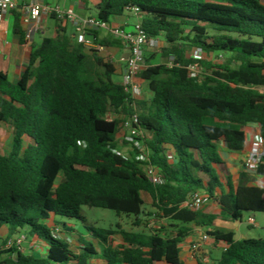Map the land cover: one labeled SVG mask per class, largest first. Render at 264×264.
I'll list each match as a JSON object with an SVG mask.
<instances>
[{"label": "trees", "instance_id": "1", "mask_svg": "<svg viewBox=\"0 0 264 264\" xmlns=\"http://www.w3.org/2000/svg\"><path fill=\"white\" fill-rule=\"evenodd\" d=\"M79 1L87 11L93 1L89 16L107 24L137 7L147 37L163 41L165 62L145 59L139 76L150 95L134 98L113 79L116 61L77 42L57 19L55 36L26 46L29 58L17 82L0 71V121L12 127L11 149L0 153V229L7 228V237L24 233L43 249L0 252V264H187L180 244L191 226L211 227L215 220L184 205L193 193L232 218L264 213V187L248 185L242 173L235 190L218 193L215 167L222 161L219 142L232 150L245 147L247 123L259 125L264 146V0ZM18 7L13 32L24 39ZM97 34L86 31L94 44L109 45ZM202 53L225 61L214 63ZM133 114L139 147L132 143L128 156L115 153L117 132ZM139 153L147 160L136 159ZM146 165L161 182L149 179ZM256 173L264 176V154ZM143 192L153 213H144ZM82 206L133 216L135 225L145 214L158 216L168 219V227L110 231L84 223V234L57 219L83 221ZM74 233L78 247L66 239ZM113 233L121 244L113 245ZM206 233L227 245L209 264H264V236L234 240L232 233ZM196 264L207 263L197 257Z\"/></svg>", "mask_w": 264, "mask_h": 264}, {"label": "crops", "instance_id": "2", "mask_svg": "<svg viewBox=\"0 0 264 264\" xmlns=\"http://www.w3.org/2000/svg\"><path fill=\"white\" fill-rule=\"evenodd\" d=\"M31 0H20L19 11L20 24L22 29L26 33V29L33 25V32L31 34V39L29 41L24 37L21 38L19 34L13 32L14 25V14L13 11H9L5 16L2 23L1 35H0V71L5 73L8 80L12 83L17 82L21 73L25 69L29 52L26 46L30 43L39 44L42 38L52 37L56 35V27L58 20L54 14L42 15L31 25L23 21L22 5L29 3ZM45 3L58 4L62 8L69 6L74 7L75 11L82 17L89 16L90 12L85 10L79 0H43ZM93 2V1H91ZM94 4V2H93ZM130 16V15H129ZM128 15L114 17L110 21L111 26H122L128 29L131 26V22L128 20ZM136 19V17H135ZM67 24L71 25V33L69 35L74 36L76 28L69 22L61 21V26L66 29ZM128 26V27H125ZM67 33V31H66ZM68 34V33H67ZM98 38L106 39L108 43L107 46H102L103 48L99 50L102 56H107L113 61H116L121 55L127 54V49L123 41L111 35L108 30H98ZM112 57V58H111ZM120 76L119 73H117ZM121 77V76H120ZM120 81V80H119ZM6 122L0 121V140L3 137V129L6 128ZM11 132L9 133L8 139L11 141L12 127L7 124ZM245 134V147L241 150L229 149L224 142H219L218 151L221 156V163L216 165V171L221 179L222 187L218 193H228L230 187L233 190L237 188L240 182V177L242 173L245 174L246 183L250 186L264 187V176L257 174L256 172L250 171L245 168L244 159L248 154V150L254 136L259 132V125L257 123H247L242 127ZM30 141V140H29ZM28 141V142H29ZM1 153V152H0ZM201 210L206 214H211L215 216L214 224L211 227H202L192 225L190 234L182 241L180 244V258L182 250L185 249V256L188 255V244L194 241H200L203 249L204 255L214 256L218 252V257L220 256L223 242H214V240H202V234L206 233L207 230H219L223 233H232L234 240H239L242 238H261L264 236V213L263 212H242L239 218H232L230 215L223 212L219 205L211 200L206 199L202 205ZM246 214V215H245ZM251 217L254 223L250 225L247 219ZM247 224L252 227L251 230H244L243 224ZM8 231L5 226L0 229L1 236H7ZM187 247V248H186ZM43 252V249L40 250ZM217 257V258H218ZM215 258V259H217ZM215 259L211 262L214 263ZM196 264V263H195Z\"/></svg>", "mask_w": 264, "mask_h": 264}, {"label": "built area", "instance_id": "3", "mask_svg": "<svg viewBox=\"0 0 264 264\" xmlns=\"http://www.w3.org/2000/svg\"><path fill=\"white\" fill-rule=\"evenodd\" d=\"M20 0H0V31L2 28V23L4 20V16L14 8L18 7ZM22 14H23V21L28 24L34 23L38 18L42 15L54 14L57 19L61 21H66L71 23L75 28V38L77 42L82 43L86 47H95L98 50H101L103 47L100 45H96L93 43L92 38H88L86 36V31L91 29L96 30H108L111 35L120 38L126 49L127 54L121 55L116 60L118 65V73L121 76L120 83L124 87L125 91L129 92L132 97L139 98L141 95V87L138 82V74L143 69V61L145 58V46L149 43L151 46H159L160 40L157 38H148L145 31L141 26V19L139 16V10L137 7H132L131 9L126 10V15H132L136 17V21L129 26L128 29L123 28L122 26H111L105 22L99 21L92 16H80L74 9V7L69 6L66 8L60 7L58 4H49L45 3L43 0H31L29 3L22 5ZM128 27V26H125ZM33 32V25L29 26L26 29L25 38L27 41L31 39V34ZM1 35V33H0ZM202 56L211 59L212 55H205L202 53ZM190 71L196 72L197 67L195 65H190L188 67ZM137 121V117L133 114L130 117H127L124 122L122 123L119 131L117 134L126 128L132 129V139L134 140V136L138 135L139 132L133 128L132 124ZM127 139H130L127 137ZM129 141L128 144L135 143L137 147H139L137 141ZM115 153H122L125 156L128 154H124L122 151L119 152L114 149ZM264 154V146L259 134L254 136L252 140L248 154L244 159L245 168L253 171L256 170L258 164L261 161V158ZM136 159H140L143 161L147 160V156L145 153H139L135 156ZM145 172L149 179L153 183L161 182L160 176L156 173L155 169L150 166L146 165L144 167ZM208 199L207 197L203 196L199 192H195L192 196L184 203L185 206L191 209H198L201 207L202 203ZM248 223L252 225L254 223L253 218L249 217L247 219ZM54 236H59L57 231L54 232ZM212 237L207 233L202 234V240H208ZM69 240L68 238H66ZM213 239V238H212ZM226 244H223V249L226 248ZM40 245L33 239H30L24 233H16L12 236H1L0 235V252H4L7 250H12V255H16L17 253L22 254H32L33 252L38 251ZM194 250L197 248V244H193ZM202 259L204 261L207 260V255H203Z\"/></svg>", "mask_w": 264, "mask_h": 264}, {"label": "rangeland", "instance_id": "4", "mask_svg": "<svg viewBox=\"0 0 264 264\" xmlns=\"http://www.w3.org/2000/svg\"><path fill=\"white\" fill-rule=\"evenodd\" d=\"M90 10L89 12L94 14V8H93V2L89 3ZM128 20L131 23H134L136 21L135 17L130 15L128 16ZM66 22V21H65ZM66 31L68 34L71 33V25L67 24L66 26ZM111 43H109L110 45ZM163 45V41L160 39V45L157 47L151 46L149 43L146 44L144 50H145V58L143 61L142 67L145 68L147 62L145 59L150 60L154 64L158 63H163L165 60L161 57L160 51H161V46ZM95 48V47H94ZM197 54V52H195ZM106 58H109L107 56H104ZM112 58V57H111ZM214 63H223L225 61V56L223 57H216L215 55L211 56V59ZM113 79L116 81L121 80V77L118 75H114ZM138 82L141 87V98H148L150 95V91L148 88V82L143 80L139 74H138ZM264 90V88H263ZM11 132L10 127L6 124V128L3 129V137L0 140V152L2 154H6L10 151L11 149V141L8 139V135ZM132 129L126 128L124 130H121L117 135L116 139L118 141V147L120 151H122L124 154H128L129 151L132 150V145L125 143V141L130 140L131 142L134 141L132 137ZM129 137L130 139H127ZM29 139L27 137L24 138V145L28 143ZM61 179V175L59 176L58 180ZM142 197L144 199L145 205H144V213L147 211H150L153 213L155 209L152 207V202L150 196L143 192ZM246 213V212H245ZM81 214L83 216V221L74 219V218H65V217H57L60 222H64L67 225H73L75 228H77L81 233L86 234V230L83 228V224L87 226H94L96 228L100 229H106L110 231H119V230H126V231H144V232H149L151 230V227H161V226H167L168 227V219L166 218H160L158 216H153V215H143L141 216V224L140 225H135L134 224V218L133 216H120L118 217L114 211L110 209H105V208H99V207H90V206H82ZM246 215V214H245ZM243 229L244 230H251L252 227L248 226L247 224H243ZM252 231V230H251ZM77 234H72L71 236H66L72 244L73 247H78L79 243L77 241ZM110 239H112L113 245L117 246L122 243V239L120 238L118 233H113L108 236ZM193 244H197L196 250L193 248ZM187 248V247H186ZM41 246L36 251L37 253H41ZM202 245L200 241H194L190 242L188 244V255L185 256V249H183L182 254H181V259L186 262L187 264H195L197 257H202L204 254L202 252ZM218 257V252L214 256L207 255V260L206 263L209 264L211 263L215 258ZM96 263H100V260H95ZM155 264H166L164 262H157Z\"/></svg>", "mask_w": 264, "mask_h": 264}, {"label": "water", "instance_id": "5", "mask_svg": "<svg viewBox=\"0 0 264 264\" xmlns=\"http://www.w3.org/2000/svg\"><path fill=\"white\" fill-rule=\"evenodd\" d=\"M253 172H256V170H253Z\"/></svg>", "mask_w": 264, "mask_h": 264}]
</instances>
